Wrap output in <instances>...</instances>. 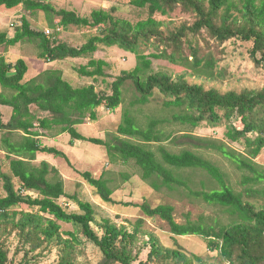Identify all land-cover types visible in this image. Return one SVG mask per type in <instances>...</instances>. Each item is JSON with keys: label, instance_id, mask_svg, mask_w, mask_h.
I'll return each mask as SVG.
<instances>
[{"label": "trees", "instance_id": "trees-1", "mask_svg": "<svg viewBox=\"0 0 264 264\" xmlns=\"http://www.w3.org/2000/svg\"><path fill=\"white\" fill-rule=\"evenodd\" d=\"M132 2L138 7H147L149 17L132 23L114 17L104 9L82 16L75 10L57 9L45 0H0V8H14L22 4L29 12H55L60 17L59 24L64 27L74 25L100 30L86 43L74 46L58 40L55 34L51 38L44 31L34 29L28 15H23L22 25H18L15 32L0 31V45L9 47L27 39L37 40L41 48L39 58L46 62L92 54L98 50L99 44L119 45L137 55L136 67L117 76L111 92L97 90L94 84L76 87L64 78L62 69L56 68L44 70L24 81L29 69L26 60L19 58L13 63L2 58L0 85L10 93L0 92V105L10 107L12 113L5 121L0 112V128L8 135L15 132L23 134L17 142L7 137L3 141L7 144L11 173H0V181H3L6 191L5 195H0V264H38L41 252L37 251L52 244H58L62 249L60 264H73L76 253L80 251L77 244L84 241L75 232H63L58 220L75 224L88 240L99 247L102 255L97 264H135L144 251L138 245L139 235L143 232L141 225L130 230L125 225L118 226L110 218H104L97 223L100 233L93 225L96 220L94 205L77 195H68L58 169L50 162L34 163L39 152L65 156L62 150L41 140L44 132L53 133V130H58L60 134L69 133L73 144L88 140L106 146L113 157L126 162L136 161L142 178L156 190L162 186L189 187L178 170L188 168L207 172L222 187L195 191L194 194L209 204L224 208L229 214L227 222L190 218L178 222L175 207L171 204L153 206L145 200L138 206L148 217L164 220L174 235H201L207 240L209 249L218 250L228 264H264V203L258 205L251 201L259 195L264 196V187L249 185L264 184V170L251 157L228 147L222 140L190 133H168L163 129L164 123L169 121L166 118H152L146 127H142L129 110L124 112L117 134L110 140L88 137L78 130V126L86 120L99 119L98 107L104 106L112 111L118 109L124 100V86L131 80L139 94L135 104H148L159 93L164 98V108L175 111V122L194 128L203 123L218 125L227 122V137L231 141H245L250 154L253 157L259 155L264 150V87L226 91L207 88L202 83L175 79L165 71L154 72L152 66L154 59L187 60L190 53L197 70L203 68L211 75L216 59L213 51H204L200 40L205 42L206 47H211L212 40L224 44L232 39L249 43L250 56L256 65L261 66L264 63V0ZM177 10L191 15L192 20L181 22L175 29H163V23L156 18V14L168 15ZM148 48H157L160 53H146ZM107 66L105 59L92 58L77 71L82 76L97 80L107 75ZM167 139L174 143L184 139L187 145L220 152L240 170L249 172L244 175L246 188L237 191L228 185L221 168L194 149L184 148L176 152L161 145L159 158L151 145ZM52 172L54 179L50 178ZM80 174L105 201H114L115 190L108 178L96 177L88 170L80 171ZM14 177L19 179V186H16ZM63 196L75 199L82 212L67 211L59 202ZM63 234L71 237L64 238ZM147 235L149 240L141 246L150 247L148 258L141 264H196L195 259L198 264H209L198 255L189 256L180 249L163 246L159 238L151 233ZM12 236H19L22 242L17 252L23 251L24 255L18 262L10 258L8 242Z\"/></svg>", "mask_w": 264, "mask_h": 264}, {"label": "rangeland", "instance_id": "rangeland-1", "mask_svg": "<svg viewBox=\"0 0 264 264\" xmlns=\"http://www.w3.org/2000/svg\"><path fill=\"white\" fill-rule=\"evenodd\" d=\"M54 5L55 8L71 9L77 11L82 16H90L96 9H104L109 11L114 17L126 19L132 23L149 17L147 7H138L133 4V0H45ZM23 15H28L31 25L34 29L44 31L51 30L49 37L54 34L58 40L65 41L74 46H81L86 43L92 36L99 34L100 30L93 27L74 26L64 27L59 24L60 17L55 13H47L43 10L29 12L21 4L14 8H0V31L15 32L18 25H22L21 19ZM156 18L163 23L162 28H177L183 21H191L192 16L177 10L172 14L163 15L156 14ZM53 22V23H52ZM51 37V38H52ZM211 47H206L203 40L200 45L205 50L213 51L216 64L212 74H208L206 70L201 71L195 67V59L192 54L188 53L187 60L173 61L170 59L157 58L153 60L152 71H165L170 73L175 79L188 80L206 85V87H216L223 91L230 89L242 90L245 88L261 89L264 87V63L261 66L250 56V44L243 43L239 40H229L224 44H219L214 40L211 41ZM40 46L37 40H24L5 47L0 45V63L2 58L8 62H16L19 58H24L28 63L29 69L25 75L24 81L30 80L39 73L47 69H62L63 76L74 86H84L94 84L97 90L111 92L112 83L121 75L123 71H131L137 65V55L134 52L127 51L119 45L108 46L99 44L98 50L92 54L81 57H68L63 60L46 62L39 58ZM157 52V48H148L146 53ZM92 58H102L108 62L106 67L107 75L94 79L89 76H82L77 68L83 64H87ZM205 64L203 62L202 66ZM4 91L9 94L8 90H4L0 85V92ZM139 96L133 82L130 80L124 86V100L118 109L112 111L104 106L98 107L99 119L86 120L85 123L78 126V130L88 137H99L110 140L113 135L117 134L118 125L123 120L126 110H129L136 117L142 127H146L150 119L160 118L169 119L165 122L163 129L168 133L182 135L190 133L201 137H210L222 140L228 144V147L237 152L244 153L255 161L261 170H264V150L253 157L246 145L245 141H231L227 137L228 123L222 122L218 125L203 123L198 127H191L180 122H175L173 111L164 108V98L157 93L148 104H135V99ZM0 112L3 113L4 120H9L12 113L11 108L0 105ZM41 131V130H40ZM58 132V133H54ZM42 136L43 143L48 146H55L65 153L64 155H56L54 153L39 152L35 164H40L43 160L50 162L59 171V177H62L65 183V190L68 195H77L83 201L91 202L96 210V220L94 228L100 233L101 230L97 223L102 222L104 218H110L118 226L125 225L128 229L133 230L141 225L139 235V247L144 250L141 252L140 260L135 264H141L148 258L149 246L143 247V242L149 240L148 233L155 235L163 246L167 248L180 249L189 256L198 255L202 260L209 264H228L218 250H210L207 240L201 235H174L164 220L159 218H151L144 214L138 204L143 201L150 202L153 206L158 204H171L175 207V217L178 222H185L188 218L192 220L204 219L213 222L215 219L227 222L229 214L224 208L214 206L202 200L195 195V191L212 190L221 188L222 185L212 178L207 172L200 169H182L178 170L183 179L188 181V186H162L156 190L149 182L145 181L141 175V168L136 161H124L122 158L113 157L109 154L108 148L101 144H96L88 140H80L73 144L69 133H59L58 130L44 132ZM23 132H15L14 135H8L5 130L0 128V173H11L10 159L8 157L7 144L3 141L7 137L13 142H17ZM255 135V134H254ZM257 135V134H256ZM174 143L170 139L162 142H154L151 148L154 149L159 158L161 153L159 146L164 145L171 151L179 152L184 148H191L206 158L213 161L225 173L226 182L237 191H243L247 185L244 184V175L248 171L240 170L229 158L213 149H202L201 147H193L184 143V139ZM91 171L96 177L104 176L110 180V184L115 190L113 193L114 201H105L98 193L94 186L80 174V171ZM54 173L50 174V178L54 179ZM16 186H19V179L15 178ZM255 188H262L264 184L251 183ZM37 195L36 192H30ZM3 181H0V195H5ZM256 204L264 203V196L259 195L251 200ZM59 202L71 212H82L80 206L75 199L69 196H63ZM31 211H35L30 208ZM42 213V212H41ZM46 217L54 218L51 214H45ZM143 221V222H140ZM61 230L75 232L76 235L84 241L77 244L80 251L76 253L75 262L73 264H97L101 258V251L98 246L88 240L81 230L73 223L63 221ZM62 232V233H63ZM64 238L71 235L63 234ZM10 248V258L20 261L24 252H17L22 246L19 236H12L8 242ZM37 252H41L38 264H60L62 257V249L58 244L45 245ZM195 263L199 261L195 259Z\"/></svg>", "mask_w": 264, "mask_h": 264}, {"label": "built area", "instance_id": "built-area-1", "mask_svg": "<svg viewBox=\"0 0 264 264\" xmlns=\"http://www.w3.org/2000/svg\"><path fill=\"white\" fill-rule=\"evenodd\" d=\"M47 33L46 34H50L51 33V30H48V31H46Z\"/></svg>", "mask_w": 264, "mask_h": 264}]
</instances>
